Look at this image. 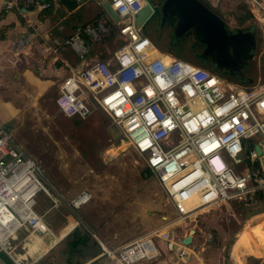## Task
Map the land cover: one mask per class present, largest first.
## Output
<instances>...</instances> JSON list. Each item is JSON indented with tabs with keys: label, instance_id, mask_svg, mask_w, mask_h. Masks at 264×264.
Segmentation results:
<instances>
[{
	"label": "built area",
	"instance_id": "1",
	"mask_svg": "<svg viewBox=\"0 0 264 264\" xmlns=\"http://www.w3.org/2000/svg\"><path fill=\"white\" fill-rule=\"evenodd\" d=\"M110 2L121 21L109 20L120 26L125 43L113 59L72 68L59 86L56 105L70 118H86L95 104L103 108L121 137L145 157L146 174L157 176L178 216L166 227L119 247L99 240L103 253L116 264H139L159 255V237L169 250L187 255L186 244L179 240L178 245L175 223L196 219L226 202H254L264 193V85L248 88L217 71L170 57L134 23L147 0ZM248 3L251 14L264 24V0ZM30 4L51 6L44 0L5 1L7 9L17 11ZM98 28L109 29L104 15L96 28L86 30L96 34ZM25 43L24 36L16 42ZM71 44L84 56L79 37ZM40 193L52 196L42 166L17 143L13 127L0 120V252L16 264L14 241L22 228L31 235L58 238L36 209ZM93 197L85 189L68 204L78 209ZM76 226L98 238L84 220L78 219Z\"/></svg>",
	"mask_w": 264,
	"mask_h": 264
},
{
	"label": "rangeland",
	"instance_id": "2",
	"mask_svg": "<svg viewBox=\"0 0 264 264\" xmlns=\"http://www.w3.org/2000/svg\"><path fill=\"white\" fill-rule=\"evenodd\" d=\"M147 1L156 10L164 0ZM201 1L216 11L231 30L253 27L258 46L255 57L243 71L244 86L264 85V24L250 13L248 0ZM173 26L171 23L161 26V19L154 18L145 25L143 32L170 57L211 69L210 62L202 64L197 60L195 55L202 52L203 46L195 42L192 33L173 43ZM119 28L116 24L115 34L102 38L96 48L99 59H113L115 50L124 41ZM7 76L11 77L9 85H0V93L6 100V105L0 103V118L7 115L4 122L13 127L17 143L45 172L52 196L40 193L36 204L45 220L60 223L67 219L70 210L67 200L88 189L94 197L82 214L94 231L106 229L110 236L116 235L123 243L153 228V218H160L171 207L167 194L156 175L146 174L145 157L124 137L118 136L110 115L95 104L86 118L67 117L56 105L59 79L48 87H41L25 78L15 80L12 73ZM87 103L93 101L88 99ZM173 216H170L171 222L178 218ZM177 223H180L176 227L180 236L193 234L196 247L206 246L201 250L202 264H239L232 253L234 243L235 246L247 243L253 246L256 256L243 254L247 256L245 264H264V245L259 241V235L264 233V197L253 203L226 202L215 206L212 212L199 214L196 219L188 218ZM34 237L42 235L33 234L30 238ZM14 243L18 248L15 252L26 251L19 240ZM193 245L191 242L185 246L192 248ZM31 249L19 261L20 264H30L35 258H29L25 263L29 256L44 253L48 247L39 241L37 247Z\"/></svg>",
	"mask_w": 264,
	"mask_h": 264
},
{
	"label": "crops",
	"instance_id": "3",
	"mask_svg": "<svg viewBox=\"0 0 264 264\" xmlns=\"http://www.w3.org/2000/svg\"><path fill=\"white\" fill-rule=\"evenodd\" d=\"M5 1L0 0V85L2 87L9 85L8 81L11 77L7 76L8 73L14 74L13 78L15 80L25 78L28 81L38 83L41 87H48L57 79H59L60 85L72 68L83 67L88 61L92 62L99 59L96 48L102 43V34H108L111 29L110 27L108 30L98 28L95 29L96 34H94L87 31L86 27L95 26L96 28L98 18L106 13L103 8L104 0H78L79 4L74 9L68 8L65 0H44L51 3L49 8L30 4L23 7L21 11L7 9ZM22 36L26 38V43L23 46H17L16 42ZM73 37H79L83 42L85 47L84 56H81L73 48L71 44ZM2 94L1 92L0 103L4 106L6 100L3 99ZM6 118L7 115L2 119L0 118V120L6 121ZM71 199L67 201L69 202ZM167 201L171 207L167 208V212L162 214L160 218L159 216L153 218V228L150 226V230L138 236L130 237L127 242L140 238L154 229L166 227L168 223H171L170 216H177V213L168 196ZM68 202L66 205L70 210L67 219L60 223L51 221H48V223L46 221L61 239L55 241L53 236L49 235H42L41 238L34 237L48 245L49 248L44 253L29 256L25 263L29 258H35L30 264H41V261H43V264H116L103 253L99 240L112 248L119 247L127 242L120 243V239L116 235L114 237L110 236L111 234L106 229L95 231L98 238L80 229L76 226V222L78 219L86 220L82 211L90 202L78 209L70 207ZM179 224L174 225V230L178 242L179 240L183 242L186 235L180 236L177 233L176 227ZM28 232V228H22L18 232L17 239L26 251V243L32 242L34 239L30 238L31 235L28 236ZM155 241L159 255L151 260H143L139 264H202L201 250L206 246L196 247L195 236L192 240L193 247L187 248V255H181L177 250H169L166 242L159 237H156ZM178 245L181 247V242ZM241 246L245 245L235 246L234 243L232 253L237 257L239 264H245L247 256L239 254ZM245 247L252 255L256 256L251 243H249V248ZM199 248L200 250H198Z\"/></svg>",
	"mask_w": 264,
	"mask_h": 264
},
{
	"label": "water",
	"instance_id": "4",
	"mask_svg": "<svg viewBox=\"0 0 264 264\" xmlns=\"http://www.w3.org/2000/svg\"><path fill=\"white\" fill-rule=\"evenodd\" d=\"M103 8L115 23L121 21L110 0H104ZM159 9L161 26L167 20L175 19L172 32L174 40L179 41L192 33L195 42L203 46L199 54L202 61L210 62L225 75L245 82L242 69L255 57L258 46L257 34L252 27L231 30L227 22L201 0H164ZM154 12L155 7L147 1L134 16L136 27L143 29ZM117 134L121 136L119 131ZM256 149L262 152L259 145ZM262 162L264 166V158ZM192 240L193 234H188L183 238V243L190 244ZM0 260L8 264L1 257Z\"/></svg>",
	"mask_w": 264,
	"mask_h": 264
},
{
	"label": "trees",
	"instance_id": "5",
	"mask_svg": "<svg viewBox=\"0 0 264 264\" xmlns=\"http://www.w3.org/2000/svg\"><path fill=\"white\" fill-rule=\"evenodd\" d=\"M65 4L67 5V7L68 8H70V9H74V8H76L77 6H78V4H79V2H78V0H65ZM153 5V4H152ZM251 13V12H250ZM154 18H160L161 19V12H160V9L159 8H157L156 10H155V12H154V14L152 15V17L150 18V20L148 21V22H150V21H152V19H154ZM172 25H174L175 24V19H173L171 22H170ZM108 26L110 27V32L108 33V34H102L103 36H102V38H106V36H108V37H112L114 34H115V26H116V24L112 21V20H110L109 22H108ZM253 28V27H252ZM125 43V39H124V41L119 45V47L117 48V49H119L120 47H122V45ZM173 43H176V40H174L173 41ZM172 43V44H173ZM172 44H171V46H172ZM116 49V50H117ZM115 50V51H116ZM198 54H200V52H197L196 53V58H197V60L198 61H200L202 64H206V62H204V61H202L200 58H199V55ZM210 70H212V71H217V72H219L220 74H222V75H224V76H226V77H228V78H231L232 80H234V81H238V82H240L239 80H237V79H235V78H233V77H231V76H228V75H225L222 71H220V70H218V69H216L214 66H211V69ZM148 169L146 168V171H147ZM264 197V193H258L257 195H256V198H255V201L254 202H256L257 200H259L260 198H263ZM247 203H253V201L252 202H250V201H248ZM240 245H245V246H247L248 248H249V244L247 243V244H240ZM245 246H241V248L239 249V254L240 255H243V254H249V255H252V253L245 247ZM243 252H245V253H243ZM248 252V253H247ZM0 256L8 263V264H16L5 252H0ZM246 257V256H245Z\"/></svg>",
	"mask_w": 264,
	"mask_h": 264
},
{
	"label": "bare ground",
	"instance_id": "6",
	"mask_svg": "<svg viewBox=\"0 0 264 264\" xmlns=\"http://www.w3.org/2000/svg\"><path fill=\"white\" fill-rule=\"evenodd\" d=\"M170 57H167V59H169ZM82 65V64H81ZM120 148V147H119ZM167 226V225H166ZM57 235V234H56ZM58 238L57 239H55L54 237V240L55 241H57L60 237L59 236H57ZM38 238H41V237H38ZM259 241L261 242V244L262 245H264V233L262 234V235H259ZM37 242H39V239H36V238H34L33 239V241L31 242H27L26 243V246H27V248H28V250L25 252V253H21V252H19L20 254H18V252H15V251H13V254L15 255V257L17 258V260L18 261H20V260H22V257L23 256H25V255H27V253H29V252H31V248L32 247H37ZM29 247H31V248H29ZM47 247L49 248V246L47 245ZM0 263L1 264H4L1 260H0Z\"/></svg>",
	"mask_w": 264,
	"mask_h": 264
},
{
	"label": "flooded vegetation",
	"instance_id": "7",
	"mask_svg": "<svg viewBox=\"0 0 264 264\" xmlns=\"http://www.w3.org/2000/svg\"><path fill=\"white\" fill-rule=\"evenodd\" d=\"M104 16H105V18H106V21H108V19H109V15H108L107 13H104ZM172 20H173V19H171V20H167V21H166V24L170 23ZM198 55H199V54H198ZM247 68H248V66L244 67V68L242 69V73H243V71H244L245 69H247Z\"/></svg>",
	"mask_w": 264,
	"mask_h": 264
}]
</instances>
